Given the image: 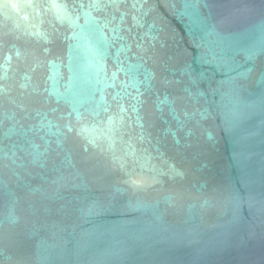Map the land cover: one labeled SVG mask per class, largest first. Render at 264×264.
<instances>
[{"label":"water","instance_id":"obj_1","mask_svg":"<svg viewBox=\"0 0 264 264\" xmlns=\"http://www.w3.org/2000/svg\"><path fill=\"white\" fill-rule=\"evenodd\" d=\"M0 264H264V0H0Z\"/></svg>","mask_w":264,"mask_h":264}]
</instances>
